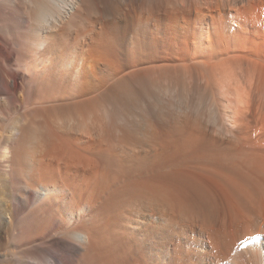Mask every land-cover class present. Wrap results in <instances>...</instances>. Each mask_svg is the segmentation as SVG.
<instances>
[{
    "label": "bare ground",
    "instance_id": "6f19581e",
    "mask_svg": "<svg viewBox=\"0 0 264 264\" xmlns=\"http://www.w3.org/2000/svg\"><path fill=\"white\" fill-rule=\"evenodd\" d=\"M132 1L0 0V264H264V0Z\"/></svg>",
    "mask_w": 264,
    "mask_h": 264
},
{
    "label": "rangeland",
    "instance_id": "374dc122",
    "mask_svg": "<svg viewBox=\"0 0 264 264\" xmlns=\"http://www.w3.org/2000/svg\"><path fill=\"white\" fill-rule=\"evenodd\" d=\"M91 1V2H90ZM95 1V2H94ZM131 1L132 0H86V2H85V4H84V6H83V8L84 9H89L91 6H92V10L93 11H95L96 13L98 12V13H102V15H106L107 17H110V18H108L109 20H111L112 21V23L113 24H119V23H121V21L120 20H122L123 21V18L124 17H121L122 15L119 13V11H120V9H121V7H122V9L124 8H126L125 10H126V16H127V18L128 19H130V16L131 15H134V9L133 8H135V4L133 5V7L131 6L130 7V4H132L131 3ZM146 1V0H145ZM149 1H151V0H147L146 2L148 3ZM155 2L154 3H156V1H158V3H160V4H158V6L159 5H167L168 4V8H170V6H169V2L172 4V5H175L174 4V2L178 5L180 2H181V0H165V3H162L161 1H164V0H154ZM169 1V2H168ZM186 2L188 1H190V0H185ZM94 2V3H93ZM132 2H134V0L132 1ZM124 3V4H123ZM162 3V4H161ZM93 4V5H92ZM129 4V6H127ZM170 4V5H171ZM105 5V6H104ZM114 5V6H113ZM149 5V4H148ZM152 5H154V4H152ZM171 5V6H172ZM89 6V7H88ZM127 6V7H126ZM179 6H180V4H179ZM88 7V8H87ZM156 7V8H155ZM120 8V9H119ZM129 8V10H127ZM130 8H132V9H130ZM153 8H154V10L155 9H158V8H160V7H157V3H156V5H154L153 6ZM172 8V7H171ZM118 9H119V11H118ZM106 11V12H105ZM129 11V12H128ZM114 12V13H113ZM133 12V13H132ZM99 14V15H100ZM108 14V15H107ZM114 14H116L118 17H114ZM119 14H120V16H119ZM163 14V17H165L166 15V13H162ZM168 14V13H167ZM172 14V12L170 13V15ZM136 15H138V16H142V14H141V12H136ZM113 16V17H112ZM129 16V17H128ZM168 16V15H167ZM121 19H120V18ZM115 22V23H114ZM11 64L13 65V67L14 68H16V67H19V68H17V69H21V67H20V65H18L17 63L15 64V62L14 61H11ZM18 65V66H17ZM162 79H164L163 81H166L165 80V78L163 77ZM160 80V79H159ZM183 79H179V82L180 81H182ZM161 81V80H160ZM163 81H161V85L163 86L164 84H165V82H163ZM175 82H177V80L175 79ZM185 83V85H184V83ZM182 82V84H181V86L180 85H176V87H175V89H176V91L175 92H172L171 94H172V97H173V99H172V101L174 102V103H176V108H177V110H178V115L180 116V117H183L182 115H190V117L191 118H195L194 116H196V119L197 118H201V117H203V118H201L200 120H202L203 119V122L205 123V122H208V123H206V125H209V127L211 128V129H214L215 130V128L217 127L216 125H218V123L220 122V121H217V123L215 124V122L213 121V119H214V114L213 113H215V112H213L214 110L216 111V108H214V107H216V106H213L214 105V103H212V100L210 99V98H208L207 96H206V93L205 92H203V90H201L200 91V89H198V87H196V85H194V84H190L189 82V85L187 84V82H185V81H183ZM178 83V82H177ZM131 84L134 86V84L132 83V82H130V84H129V86L131 87ZM135 86H138L137 84L135 85ZM184 88H183V87ZM198 86V85H197ZM148 88H151V89H153V88H155L154 87V84H152L151 86L149 85V86H147ZM183 89H185V90H183ZM189 89V90H188ZM197 89H198V91H197ZM183 90V91H182ZM119 93H120V91H118ZM158 92H159V90H158ZM185 92V93H184ZM119 93H117V94H115L114 96H115V98L113 97V99L114 100H118L119 101V99H117V98H120V97H118V94ZM189 93V94H188ZM166 95H164L163 96V93L161 94V99L162 100H164L165 102L166 101H168L169 100V98H170V95L169 94H167V93H165ZM182 94V95H181ZM197 94V95H196ZM117 95V96H116ZM129 95V94H128ZM168 95V96H167ZM119 96H120V94H119ZM162 96L164 97V99L162 98ZM166 96V97H165ZM188 96V97H187ZM117 97V98H116ZM168 97V98H167ZM185 97V98H184ZM111 98H108L107 99V102L109 103L110 101H112V100H110ZM197 99V100H196ZM113 100V101H114ZM175 100V101H174ZM181 104V105H180ZM200 104V105H199ZM213 104V105H212ZM175 106V105H174ZM189 109H187V108ZM195 108V109H194ZM205 108V109H204ZM212 110H211V109ZM182 111H181V110ZM214 109V110H213ZM192 111V112H191ZM198 111V112H197ZM181 112V113H180ZM191 112V113H190ZM197 113V114H196ZM105 114V113H104ZM103 114V116H104V119H105V121H107L108 119H109V116L107 115V114H105L104 115ZM201 114V115H200ZM211 114V119L208 121V116ZM188 115V116H189ZM203 115V116H202ZM200 116V117H199ZM108 117V118H107ZM205 117V118H204ZM220 116H218V119L217 120H219L220 118H219ZM205 120V121H204ZM225 123L226 124H228L227 123V121H225ZM218 131L217 132H215L214 134L216 135V133H217V135H218V132H219V135L218 136H222V137H224V138H226V134H224L223 133V130H221V129H219L218 127L216 128ZM222 132V133H221ZM216 135V136H217ZM253 155V154H252ZM250 156V155H249ZM210 167V168H209ZM213 167V168H212ZM212 168V169H211ZM214 169V170H213ZM211 170V171H210ZM202 171V172H201ZM229 171V170H228ZM228 171H227V168L226 167H224V166H219L218 164L216 165V163L215 164H212V165H210V166H208L207 167V169L205 170V169H201V168H199L198 170H197V172L194 174L195 176H197V177H199L200 179V181H202V182H204L206 185H208V186H210L212 189H213V191H217L218 192V194L220 195V198H227V196H229V192H230V190H229V188H228V186H227V188H226V185H228L230 182H226V181H229V180H232V179H229V177L230 178H233V175H232V173H228ZM224 173H226V174H229V175H226V174H224ZM207 174V175H206ZM227 178H226V177ZM208 178V179H207ZM223 178V179H222ZM225 178V179H224ZM234 179V178H233ZM226 180V181H225ZM233 181V180H232ZM217 185H219V186H217ZM225 189V190H224ZM229 191V192H228ZM224 192H225V194H224ZM228 192V193H227ZM225 196V197H224ZM244 223H246V221H243V223L241 224H239V227H243L242 225H245ZM8 249H4L2 252H5V251H7Z\"/></svg>",
    "mask_w": 264,
    "mask_h": 264
}]
</instances>
